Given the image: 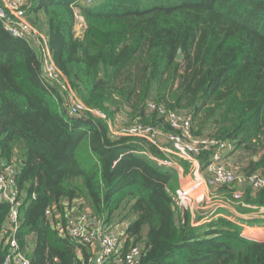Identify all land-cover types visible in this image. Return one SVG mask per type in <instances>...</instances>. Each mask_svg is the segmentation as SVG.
<instances>
[{"label":"trees","instance_id":"1","mask_svg":"<svg viewBox=\"0 0 264 264\" xmlns=\"http://www.w3.org/2000/svg\"><path fill=\"white\" fill-rule=\"evenodd\" d=\"M26 14L34 26L41 17L53 63L89 109L151 125L163 121L149 103L185 112L194 135L233 145L230 155L260 153L241 172L264 177V0H31ZM138 142L91 114L69 117L33 47L0 23V162L17 171V240L31 264H89L90 250L53 230L73 200L104 226L127 221L123 250L142 246L140 264H264V242L224 217L192 226L186 213L176 227L175 172ZM243 202L264 208V190H246ZM8 209L0 202L1 245Z\"/></svg>","mask_w":264,"mask_h":264},{"label":"built area","instance_id":"2","mask_svg":"<svg viewBox=\"0 0 264 264\" xmlns=\"http://www.w3.org/2000/svg\"><path fill=\"white\" fill-rule=\"evenodd\" d=\"M30 2L31 0H0V23L3 29L14 39L31 41L38 45L41 79L47 85H55L54 87L58 89L69 117L81 118L88 113L107 122L104 113L89 109L77 98L74 90L53 63L48 43L42 39L27 17L26 10ZM91 2L92 0H87V3ZM75 18H79L77 14ZM147 110L156 113L163 122L157 125L130 122L118 128H112L111 124H108L110 134L114 137L135 139L162 153L174 155L180 160H187L192 166L198 165L193 176L195 187L264 190L263 176L258 173L245 174L230 162L228 155L233 150V145L212 137L193 134L189 114L170 110L165 105L154 102L147 105ZM164 123L170 128L169 132L162 131L160 125ZM161 137H165L171 148L160 144ZM202 155L207 156L202 169L209 175L208 178L198 173L201 172L198 157ZM158 163L165 166L170 165L167 160H158ZM16 175L17 171L14 166L0 163V202L8 205L9 208L5 225L7 235L3 245L6 255L3 264H31L23 255L17 240L23 196L18 191ZM233 197L240 198L238 190H234ZM203 198V195L193 198L188 190L181 187L171 194L178 224H184L186 213L189 214L193 226L199 224V221H196L198 212L192 202L201 201ZM45 214L50 216L49 211ZM53 230L63 239L67 238L88 247L92 253L89 264H140L141 262L142 246L131 245L124 251L126 235L110 231L109 227L104 226L97 219H92L85 212L68 214L63 218L57 217Z\"/></svg>","mask_w":264,"mask_h":264},{"label":"crops","instance_id":"3","mask_svg":"<svg viewBox=\"0 0 264 264\" xmlns=\"http://www.w3.org/2000/svg\"><path fill=\"white\" fill-rule=\"evenodd\" d=\"M76 14L78 15L79 18H77V19L75 18L73 31H74L75 38L82 39L84 31H85V23H84L83 18L80 16V14L77 12H76ZM30 16L32 17V15H30ZM29 21H30V18H29ZM45 34L46 33H44V36H41V37H42V39H45L46 42L48 43L47 34L46 35ZM27 42L33 47V49L35 50V52L37 54L38 65H39V69H40V73H41V67H40V61H39V55H38L39 53H38V48H37L38 45L35 42H31V41H27ZM48 47H49V45H48ZM54 86L55 85H53V87ZM98 119H100V118H98ZM106 119H107V122L104 120L103 121L106 122L107 126H108V124H111L110 126H112V128H118L121 125L130 123L129 121L131 120L130 118L126 117L125 114H123L122 112L116 113V115H114L113 118L108 119V117L106 116ZM100 120H102V119H100ZM162 131L164 133L166 132L163 129H162ZM159 142L161 145L166 146L168 148H171V145L165 140V137H161ZM138 143L141 147H144V145L150 146V145H147L145 143H143V144L140 142H138ZM156 150L162 155V157H163L162 159H158V158L152 156L148 151H146L145 154L150 159L154 160V162L157 165L164 167L165 169H171V170H173V172H175V185H174V189L171 190V192H173L177 188L181 187L184 190L191 191L192 197H194L195 195L198 196V195L203 194L204 195L203 202L208 201L210 199L209 202L212 201L213 203H215L218 206V208H219L217 210L218 213L211 215L209 217V215L211 214L209 212L211 210L209 209V211H207L206 207H204L202 205L199 206V204L196 203V210L198 212V214L196 215V221H197V219L199 220L198 225L206 223L212 218L221 216V217H224V218L230 220L231 222L238 224L242 229L241 235L243 237H245L247 239L255 240L258 242H264V208H257L256 206L244 204L241 202L236 204L237 205L236 207H234V208L231 207L230 205H228V202H229L228 199L229 198H227V197H229V195H227V190H226V189H228L227 187H218V188H211L208 186L195 187L193 176L195 174V171L198 169V165L192 166L191 163L187 160H180V159L176 158L174 155H167L165 153H162L158 149H156ZM232 155L233 154H231L230 157H232ZM158 160L159 161H166L167 160L170 162V165H168V166L160 165L158 163ZM198 161H200V157H198ZM0 163L5 164L4 162H0ZM199 164H200V162H199ZM6 165H8V164H6ZM12 166H14V165H12ZM199 170H200V167H199ZM198 173L201 174L202 176H204L205 178L209 177V175L207 173L203 172L202 168H201V172H198ZM241 189L244 190V189H249V188H241ZM244 191H246V190H244ZM217 201H219V202H217ZM76 212H85L91 217L90 210L84 201L73 200L70 203L65 202V208H64L63 216L68 215V214H72V213H76ZM57 217L61 218L60 216H57ZM57 217H56V219H57ZM122 222L124 224L114 225V226H110V227L108 226V227H109V229H111V228L113 229L112 232L125 234V229L127 226V225H125V223L127 224V221H122ZM116 223H118V222H116ZM174 223H175L176 227L179 226L176 213H175V222ZM5 225H6V220H5ZM31 240H32V238L29 239V241H31ZM0 246H2V249H4L5 255H6L5 246L3 244L2 245L0 244ZM83 247H85V246H83ZM85 248L90 250L88 247H85ZM21 251H22L23 255L30 261L28 254H27V250L25 249L23 251L21 249ZM28 253H30V252L28 251ZM78 255H79V253H78ZM79 257H80V255H79Z\"/></svg>","mask_w":264,"mask_h":264},{"label":"rangeland","instance_id":"4","mask_svg":"<svg viewBox=\"0 0 264 264\" xmlns=\"http://www.w3.org/2000/svg\"><path fill=\"white\" fill-rule=\"evenodd\" d=\"M39 23H40V26L42 27V21H41V17H40V19H39ZM39 23H37L35 26L33 25V24H31L34 28H35V30L41 35V36H44V33H46V29L43 27V29H40V28H38V25H39ZM47 34V33H46ZM45 34V35H46ZM207 136H209V135H207ZM212 138H214V137H212ZM216 139V138H215ZM260 155V153L259 154H256V155H251V153H249V152H243V151H241V150H239V151H237V152H235L233 155H232V157H230V154L228 155V158H229V160H230V162L231 163H233V165H235L240 171H241V168L243 169V168H245L246 166H247V163H248V161L250 160V158L251 159H257L258 158V156ZM252 156V157H251ZM238 166H237V165ZM227 190V195H229V197H227V198H229L228 199V205H230L231 207H236L237 205L236 204H238L239 202H241V203H244L243 202V197H244V195H245V193H246V191H244V190H250V191H253V192H255L254 190H252V189H244V190H242V189H226ZM234 190H238L239 191V195H240V198L239 199H236V198H234L233 197V192H234ZM226 194V193H225ZM195 197H196V195H195ZM224 201V200H223ZM217 202H219V201H217ZM193 203V205H196V203L197 202H192ZM202 204V206H204V207H206V209H207V211H209V209L211 210L209 213H211L210 215H214V214H216V213H218L217 212V210L219 209L218 208V206L215 204V203H213L212 201H208V202H204V203H201ZM113 229L111 228L110 229V231H112Z\"/></svg>","mask_w":264,"mask_h":264},{"label":"water","instance_id":"5","mask_svg":"<svg viewBox=\"0 0 264 264\" xmlns=\"http://www.w3.org/2000/svg\"><path fill=\"white\" fill-rule=\"evenodd\" d=\"M182 59H183L182 51H181V49H178L177 55H176V60L182 61Z\"/></svg>","mask_w":264,"mask_h":264},{"label":"bare ground","instance_id":"6","mask_svg":"<svg viewBox=\"0 0 264 264\" xmlns=\"http://www.w3.org/2000/svg\"><path fill=\"white\" fill-rule=\"evenodd\" d=\"M188 191H189V190H188ZM189 193H190V195H191V191H189ZM201 195H203V194H201ZM201 195H198V196L196 195V197H199V196H201ZM203 196H204V195H203ZM196 197L194 196L193 198H196ZM203 199H204V198H203ZM209 200H210V199H209ZM209 200H208V201H209ZM208 201H204V202H208ZM204 202H203V200H201V201H198L197 203L199 204V206H201V205H202L201 203H204ZM195 206H196V205H195Z\"/></svg>","mask_w":264,"mask_h":264}]
</instances>
